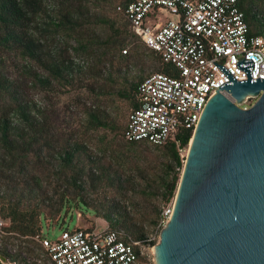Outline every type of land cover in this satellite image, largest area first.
Returning a JSON list of instances; mask_svg holds the SVG:
<instances>
[{
	"label": "trees",
	"instance_id": "16d2710c",
	"mask_svg": "<svg viewBox=\"0 0 264 264\" xmlns=\"http://www.w3.org/2000/svg\"><path fill=\"white\" fill-rule=\"evenodd\" d=\"M128 1L0 0V216L8 218V228L20 234L35 233L42 217L53 218L66 207L76 206L95 212L107 222L106 228L124 238L144 239L147 232L134 211L112 196L100 199V194L89 193L107 185L121 196L127 189L164 200L174 196L181 161L173 139L162 144L126 140L122 136L125 121L121 122L116 103H84L78 118L83 130H105L92 149L84 140L58 137L44 105L26 92L30 86L48 88L91 79L94 83L87 88L106 95V102L125 98L129 110L134 107L137 82L151 71L167 72L169 63L161 61L129 28L122 10L116 8ZM236 4L248 33L264 35V0H236ZM129 37L156 56L153 70L142 73L141 61L139 72L129 73L127 63L121 61ZM79 52L91 60L87 63L74 56ZM11 61H15V73L10 71ZM190 134V129L179 127L178 146L188 144ZM138 143L160 150L158 172L149 174L148 167L138 163L124 169ZM45 173L55 177L51 192L42 186ZM137 174L145 180L143 184L135 180ZM159 211L156 206L150 222Z\"/></svg>",
	"mask_w": 264,
	"mask_h": 264
},
{
	"label": "built area",
	"instance_id": "2783aa9c",
	"mask_svg": "<svg viewBox=\"0 0 264 264\" xmlns=\"http://www.w3.org/2000/svg\"><path fill=\"white\" fill-rule=\"evenodd\" d=\"M116 8L139 40L169 63L167 72L151 71L137 82L136 105L127 113L122 136L151 144L173 139L182 166L187 144L178 146L176 131L192 132L210 90L228 80L213 62L243 79L245 72L235 61L249 58L250 77H264V35L248 33L236 0H129ZM171 206L172 200L163 206L153 233L144 239L88 226L64 227L53 238L41 229L19 234L0 216V264H140L141 257L153 255ZM23 239L33 243L34 252L14 256Z\"/></svg>",
	"mask_w": 264,
	"mask_h": 264
},
{
	"label": "water",
	"instance_id": "95a60500",
	"mask_svg": "<svg viewBox=\"0 0 264 264\" xmlns=\"http://www.w3.org/2000/svg\"><path fill=\"white\" fill-rule=\"evenodd\" d=\"M213 63L228 80L210 90L188 139L153 264H264V77H250L249 58L235 61L243 79Z\"/></svg>",
	"mask_w": 264,
	"mask_h": 264
},
{
	"label": "rangeland",
	"instance_id": "374dc122",
	"mask_svg": "<svg viewBox=\"0 0 264 264\" xmlns=\"http://www.w3.org/2000/svg\"><path fill=\"white\" fill-rule=\"evenodd\" d=\"M126 49V56L121 61L124 64L127 63L130 69V74H132V72H139L138 67L141 61H143V64L145 65L142 73H147L153 70V67H155L158 62L156 56L148 52L143 46H140L138 39L134 37H129V43L126 45ZM113 55L115 56H113V58L116 59L117 54L114 53ZM74 56L79 59H83L84 62L87 61V63L91 60V57L85 55V53L82 52H79L77 54L74 53ZM10 60H13V58L10 57ZM11 62L12 63H9L10 71L12 73H15L17 70L13 65L15 61ZM84 81L82 83L84 85H82L78 80L74 79L72 82L63 85L54 83L51 87L48 88L30 86L27 88L26 92L30 98L39 100L44 105L46 112L49 115L53 130L58 137L69 136L72 138L84 140L93 149L94 142L97 136L102 132L105 133V130H83L82 126L78 122L82 104L105 102L107 105L109 103H116L117 108L119 107L118 112L120 113V120L122 123H124L126 119V113L129 110L128 100L125 98H114L112 102H106L108 100L106 95L96 94L94 91L87 88L88 83H94V80L84 79ZM255 98L256 96L252 95L243 98V100H241L240 102V106L250 105L255 100ZM116 104L114 106L115 109ZM110 134L111 133L108 132L107 136H109ZM158 152H160L159 149L156 150L145 143H138L134 148L132 157L130 156L129 158L130 161L128 159L129 162L124 165V169H133L135 163H138L140 165H145V167H148L147 170L149 174H151V172L156 173L159 169L158 165L161 164V162L159 161L160 158L156 156ZM150 168L152 169V171ZM181 169L182 166L180 165L177 168L179 175ZM147 177H150V175ZM135 180L141 182L142 184L145 182V180H142L138 174L137 177H135ZM54 183L55 177L52 176L51 173L47 174V176L46 173L43 174L42 186H44L47 191H52ZM93 194L94 196L100 194L99 196H97L100 199H106V197L112 196L114 197L113 199L119 202L120 205L123 204L126 206V209L134 211L135 218L140 221V223H142L143 228L147 232L146 234L153 233L158 216L163 206L173 200V196L168 200H164L163 198H160V196L144 197L142 196V194L138 192H132L130 189L125 190L124 195L121 196V194L117 193L115 188L107 185L100 186L99 188H97L95 193H89L90 196H92ZM156 206L160 208L159 214L154 222H150L149 218L150 216L154 215V208H156ZM65 209V211L61 210L59 214L53 218L45 216L39 220V228L44 235L53 238L60 233L62 228L67 227L71 229L75 225L91 226L93 228L95 227L96 229L107 227V222L104 220V218L97 215L90 209H79L76 206L66 207ZM22 241L24 242L23 245L20 246L19 244L16 247L14 256H23L28 255L30 251L34 252V245L29 239H23ZM155 242L156 241H154V243ZM150 256L141 257L140 264H153L154 260L151 259Z\"/></svg>",
	"mask_w": 264,
	"mask_h": 264
},
{
	"label": "bare ground",
	"instance_id": "6f19581e",
	"mask_svg": "<svg viewBox=\"0 0 264 264\" xmlns=\"http://www.w3.org/2000/svg\"><path fill=\"white\" fill-rule=\"evenodd\" d=\"M190 140H191V138H190ZM190 140H189V143H190ZM188 145V144H187ZM186 148H187V146H186ZM152 250H153V247H152Z\"/></svg>",
	"mask_w": 264,
	"mask_h": 264
}]
</instances>
